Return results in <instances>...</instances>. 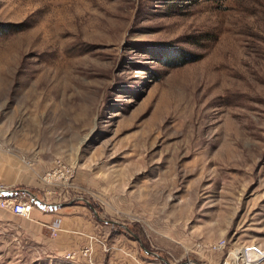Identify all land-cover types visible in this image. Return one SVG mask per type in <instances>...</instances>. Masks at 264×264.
Segmentation results:
<instances>
[{"label":"rangeland","instance_id":"374dc122","mask_svg":"<svg viewBox=\"0 0 264 264\" xmlns=\"http://www.w3.org/2000/svg\"><path fill=\"white\" fill-rule=\"evenodd\" d=\"M1 168L0 264L264 251V0H0Z\"/></svg>","mask_w":264,"mask_h":264},{"label":"built area","instance_id":"2783aa9c","mask_svg":"<svg viewBox=\"0 0 264 264\" xmlns=\"http://www.w3.org/2000/svg\"><path fill=\"white\" fill-rule=\"evenodd\" d=\"M2 186H0V191ZM29 198L18 197L14 193L9 194L8 196H0V208L8 210L11 214L18 216H27L33 208L32 200ZM49 230L54 232L57 228H54L50 225L47 226ZM211 250L222 252L224 249V241L218 239L212 242L209 246ZM235 252H228L217 264H258L264 258V251L256 244H242L235 246V249L232 250ZM254 252V254L252 253ZM81 255L85 257V261L82 264H94L90 256L89 248L84 247L81 250ZM65 258H70V255L65 256ZM150 264H160L156 262H151ZM179 264H191L190 262H181Z\"/></svg>","mask_w":264,"mask_h":264},{"label":"crops","instance_id":"0c3cea01","mask_svg":"<svg viewBox=\"0 0 264 264\" xmlns=\"http://www.w3.org/2000/svg\"><path fill=\"white\" fill-rule=\"evenodd\" d=\"M0 173H2V168H1V170H0ZM5 175V174H4ZM7 176V175H6ZM7 178V177H6ZM12 182H10V181H8L7 179H3V177H2V179L0 178V186H2V190L0 191V196H8L9 194H12V193H15V191H18L16 188H12V186H9V184H11ZM42 204H44L45 206H48L50 203H44V202H41ZM34 220H36V218L34 219ZM58 222H60L61 224H59V223H57V227H59L60 229L59 230H64L65 228L68 230L69 228V223L70 222H73V220H66L65 221V223H66V225H65V227H64V225H63V221H62V217H61V219L58 221ZM75 223H76V220H75ZM40 224V223H39ZM63 225V226H62ZM71 228H74V225H73V227H71ZM66 229H65V231H66ZM83 229H84V227H83ZM57 230H58V228H57ZM69 232H71V233H75V231L74 230H70ZM77 232H78V234L77 235H79V230H77ZM81 233V232H80ZM81 234H83V233H81ZM67 236H70L71 237V239H73L74 237L70 234H66ZM75 237H78V236H75ZM127 262L129 263V264H132V262L131 261H129L128 259H127Z\"/></svg>","mask_w":264,"mask_h":264},{"label":"bare ground","instance_id":"6f19581e","mask_svg":"<svg viewBox=\"0 0 264 264\" xmlns=\"http://www.w3.org/2000/svg\"><path fill=\"white\" fill-rule=\"evenodd\" d=\"M224 245H225V244H224ZM249 245H254V244H249ZM234 249H235V247H232V248L229 249V250H230L231 252H235V251H232V250H234ZM212 251H214V250H212ZM214 252H219V251L216 250V251H214ZM252 253L254 254V252H252ZM259 263H260V262H259ZM259 263H258V264H259Z\"/></svg>","mask_w":264,"mask_h":264}]
</instances>
